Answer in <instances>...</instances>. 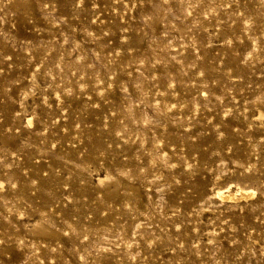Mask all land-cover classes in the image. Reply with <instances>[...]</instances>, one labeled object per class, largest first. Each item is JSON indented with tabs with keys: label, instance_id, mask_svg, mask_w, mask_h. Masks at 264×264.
I'll list each match as a JSON object with an SVG mask.
<instances>
[{
	"label": "rangeland",
	"instance_id": "1",
	"mask_svg": "<svg viewBox=\"0 0 264 264\" xmlns=\"http://www.w3.org/2000/svg\"><path fill=\"white\" fill-rule=\"evenodd\" d=\"M0 178V264H264V0H0Z\"/></svg>",
	"mask_w": 264,
	"mask_h": 264
},
{
	"label": "bare ground",
	"instance_id": "2",
	"mask_svg": "<svg viewBox=\"0 0 264 264\" xmlns=\"http://www.w3.org/2000/svg\"><path fill=\"white\" fill-rule=\"evenodd\" d=\"M18 72V71H17ZM17 74V73H16ZM74 87V86H73ZM100 88V87H99ZM182 88V87H181ZM185 88L183 87V90H184ZM75 90V89H74ZM41 92V91H40ZM102 95V94H101ZM100 96V95H99ZM162 96V95H161ZM28 97V96H27ZM86 97V96H85ZM51 99V98H50ZM66 99V98H65ZM63 100V99H62ZM94 102V101H93ZM93 104V103H92ZM47 105H48V103H47ZM77 105V104H76ZM81 106V105H80ZM49 107V106H48ZM66 108H67V106H66ZM75 108V107H74ZM73 109V108H72ZM69 110V109H68ZM14 112V111H13ZM47 112V111H46ZM66 112V111H65ZM71 112V111H70ZM54 113V112H53ZM72 113V112H71ZM39 114V113H38ZM83 114V113H82ZM15 115V114H14ZM17 115V114H16ZM28 115V114H27ZM33 116V115H32ZM46 116V115H45ZM59 116V115H58ZM26 119V118H25ZM36 119V118H35ZM227 119V118H226ZM28 120V119H27ZM84 120V119H83ZM31 120H29V122H30ZM209 122V121H208ZM227 124V123H226ZM71 125V124H70ZM63 126V125H62ZM73 126V125H72ZM40 127V126H39ZM67 127V126H66ZM156 127H157V125H156ZM10 128V127H9ZM43 128V127H42ZM57 129V128H56ZM65 129V128H64ZM138 129V128H137ZM145 129H146V127H145ZM144 129V131H145V133H146V130ZM35 131V130H34ZM63 131V130H62ZM74 132H76V131H74ZM136 132V131H135ZM140 133H141V130L139 131ZM7 133V132H6ZM132 133H134V132H132ZM162 133V132H161ZM36 134V133H35ZM40 134V133H39ZM125 134V133H124ZM13 135V134H12ZM139 135V134H138ZM144 134L142 133V135L141 136H143ZM162 135V134H161ZM165 135V134H164ZM40 136V135H39ZM145 136V135H144ZM74 137V136H73ZM139 137V136H138ZM162 137V136H161ZM164 137H166V136H164ZM141 139H142V137H140ZM146 138V137H145ZM131 139H132V137H131ZM199 139V138H198ZM21 140V139H20ZM43 140V139H42ZM49 140V139H48ZM57 140V139H56ZM140 140V139H139ZM138 140V141H139ZM143 140H144V138H143ZM142 140V141H143ZM175 140V139H174ZM138 141H137V143H138ZM157 141V140H156ZM144 143L146 142V141H143ZM173 142V141H172ZM141 143V142H140ZM166 143V142H165ZM33 144V143H32ZM167 144V143H166ZM141 145H142V143H141ZM155 145V144H154ZM142 146H145V145H142ZM156 146V145H155ZM37 147V146H36ZM148 147V146H147ZM159 147H160V145H159ZM138 148V147H137ZM140 148V147H139ZM145 148V147H144ZM149 148H150V146H149ZM11 149V148H10ZM127 150V149H126ZM176 150V149H175ZM142 151H144L143 149H142ZM17 152V151H16ZM10 153V152H9ZM135 154V153H134ZM143 154V153H142ZM22 155V154H21ZM147 157V156H146ZM148 157H150V156H148ZM4 158V157H3ZM16 158V157H15ZM140 158V157H139ZM35 159V158H34ZM149 159V158H148ZM13 161V160H12ZM139 161V160H138ZM148 161V160H147ZM150 161V160H149ZM6 162V161H5ZM10 163V161H8V164ZM14 163V162H13ZM12 163V164H13ZM3 165V164H2ZM7 165V164H6ZM36 165V164H35ZM10 166V165H9ZM10 168V167H9ZM24 173V172H23ZM50 173V172H49ZM17 174V173H16ZM4 175H6L5 173H4ZM13 175V174H12ZM79 175V174H78ZM130 175H132V174H130ZM9 176V175H8ZM6 177V176H5ZM15 177V176H14ZM42 177V176H41ZM129 177V176H128ZM11 178H12V176H11ZM37 178V177H36ZM130 178V177H129ZM1 179V178H0ZM15 179V178H14ZM17 179V178H16ZM131 179V178H130ZM6 180V179H5ZM9 179H7L6 181H8ZM33 180H35V179H33ZM12 182H14L13 180H11ZM17 181V180H16ZM134 181V180H133ZM11 182V183H12ZM129 182V181H128ZM0 184H2V182L0 183ZM5 184V183H4ZM15 185H16V183H15ZM37 185V184H36ZM130 187V186H129ZM38 188V187H37ZM64 188V187H63ZM19 189V188H18ZM13 190V189H12ZM237 190V189H236ZM235 190V192H236V194H237V191ZM240 192H239V194H237V196L238 195H240L241 197H252L254 194H255V191L253 190V189H238ZM218 191V190H217ZM32 192V191H31ZM227 192V191H226ZM97 193V192H96ZM216 194H219L221 197H224V198H226V199H234V198H236L237 196L234 194V193H230V191H228L227 193H224V192H222V191H219V192H217ZM137 197V196H136ZM16 199V198H15ZM128 199V198H127ZM16 201V200H15ZM86 206V205H85ZM84 206V207H85ZM95 206V205H94ZM72 207V206H71ZM76 208V207H75ZM94 210V209H93ZM20 215V214H19ZM115 215V214H114ZM51 219V218H50ZM35 221V220H34ZM34 223V222H33ZM38 223V222H37ZM36 223V224H37ZM43 242V241H42ZM41 242V243H42ZM47 243V242H46Z\"/></svg>",
	"mask_w": 264,
	"mask_h": 264
}]
</instances>
